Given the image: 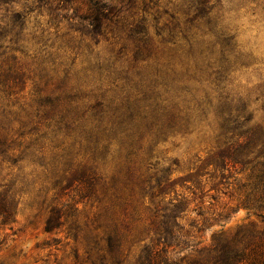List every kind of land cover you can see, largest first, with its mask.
Segmentation results:
<instances>
[{"label":"trees","instance_id":"trees-1","mask_svg":"<svg viewBox=\"0 0 264 264\" xmlns=\"http://www.w3.org/2000/svg\"><path fill=\"white\" fill-rule=\"evenodd\" d=\"M24 1V11H18L8 7L13 0H0V160L22 147L25 136L36 134L38 138L23 153L8 157L12 163L32 149L38 154L46 146L60 150L51 161L53 170L61 171L54 185L60 192H75L82 201L92 200L98 210L94 229H102L104 246L96 257L91 256L90 264L124 262V243L137 214L134 203L145 199L150 202L148 226L153 236L142 245L133 264H264V232L240 229L232 237L221 235L207 245L196 241L195 233L227 213L204 210L201 194L192 209L199 218L191 220V230L185 229L180 220L196 199L193 180H182L192 183L186 187L191 199L170 197L177 180L170 179L168 170L149 172L150 143L155 138L189 133L213 109L216 146L205 162L215 170L230 172L247 166L256 170L240 205L264 211V129L261 125L246 127L248 117L240 121L228 103L219 101L220 94L212 96L221 77L218 60L204 56L198 48L206 35L217 37V22L211 14L221 0H168L162 8L159 0ZM31 14L46 15L47 21L45 26L37 22L29 41L23 33ZM62 22L68 26L63 32ZM150 27L157 41L149 34ZM109 28L133 42V60L124 63L96 57L91 61L87 57L88 65L74 70L84 36L95 39ZM30 42L29 48L26 43ZM155 42L170 51L185 50L187 56L179 60V68L172 61L179 56H154ZM150 59L152 64L140 66ZM26 83L31 85L27 106L12 99ZM214 100L220 103L214 106ZM14 121L19 123L16 130ZM59 137L63 141L54 143ZM66 138L72 139L70 146L64 145ZM81 154L83 160L75 165ZM113 159L119 162L109 175L105 167ZM227 177L220 173V181L206 192H219ZM210 198L216 199L214 195ZM16 207L11 188H3L1 226L15 223ZM67 210L71 205L51 208L44 230L60 228ZM119 214L129 215L131 223L120 221ZM71 225L76 238L79 227L75 221ZM131 241L142 239L133 236Z\"/></svg>","mask_w":264,"mask_h":264},{"label":"rangeland","instance_id":"rangeland-1","mask_svg":"<svg viewBox=\"0 0 264 264\" xmlns=\"http://www.w3.org/2000/svg\"><path fill=\"white\" fill-rule=\"evenodd\" d=\"M159 5L161 8L167 6L168 0H159ZM25 6L24 0H13L8 5L18 11H24ZM211 16L217 22V37L206 35L198 44L204 56H213L218 60L217 66L221 72L219 88L218 92L211 91V94L213 97L220 94L219 101L228 103L229 107L240 115V121L243 122V119L248 117V123H244L246 127L261 125L264 129V0H221ZM46 21V15L36 17L31 14L27 18L23 33L25 39L31 41L30 33L36 29L37 22L45 26ZM67 27V24L62 22L61 32ZM53 31L50 29L51 33ZM149 34L154 36L155 41L158 40L152 27L149 28ZM76 36L79 37L78 34ZM26 44L29 48L32 46L31 42ZM155 46L154 56H179L172 60L176 68H179L182 56H187L184 49L172 48L174 50L170 51L157 42ZM133 48V42L128 40L124 33L112 28L95 39L84 36L81 55L75 61L74 70L86 67L87 57L91 61L100 57L117 58L124 63L131 62L134 56ZM140 63L141 67H146L153 61L150 59ZM30 88L31 85L26 83V87L12 99H17L20 104L27 106L31 99ZM215 103L220 102L214 100V106ZM214 113L213 109H210L207 120L196 124L189 133L175 132L163 138H155L150 143L148 158L152 167L150 173L168 170L170 179L177 180L170 197L180 195L191 199L192 194L186 187L192 183L182 180H193L196 199L189 204L188 210L180 220L185 229L191 230L189 223L199 218L192 209L195 205L198 206L200 199L197 197L201 194H204V210L227 213L225 218L211 221L201 233H195L196 241L200 240L204 245L210 244L221 235L232 237L240 229L252 230L255 233L264 232V211L240 205L247 185L254 182L257 171L250 166L237 167L230 172L215 170L205 162L216 146ZM20 115L22 119H27L25 112ZM12 127L16 130L19 123L14 121ZM244 129L243 127L241 130ZM35 138H38L37 134L25 136L23 146L9 151L7 156L14 157L23 153L24 147ZM61 141V137L53 140L56 144ZM64 142L65 146H70L73 141L66 138ZM59 151L46 146L41 154L33 149L25 152L16 163H12L8 157L0 160V191L5 187L11 188L17 200L15 223L11 226L0 225V264H90V258L96 257L102 251L104 243L100 237L103 231L94 229V219L98 213L96 203L92 200H80L73 191L60 192L59 187L54 185L60 175L58 172L61 171H54L51 161L53 154ZM82 156L83 154L77 157L75 165L83 160ZM118 162L117 159L109 160L105 167L107 174L114 172ZM220 173L228 177L223 181L225 183L219 185V192H206L220 181ZM210 195H214L216 199L212 200ZM65 204L71 205V210H67L68 216L62 218L63 225L46 232L44 225L50 209H59ZM134 205L137 214L133 215L135 220L132 223L129 215L119 214L120 221L131 223L130 237L124 243L125 259L122 264H133L142 245L148 243L153 236L148 226L150 213L147 207L150 202L148 199L139 200ZM74 221L79 227L76 238L73 237V231H70ZM133 236L142 241L134 243L131 241ZM95 242H98L99 246H96Z\"/></svg>","mask_w":264,"mask_h":264}]
</instances>
